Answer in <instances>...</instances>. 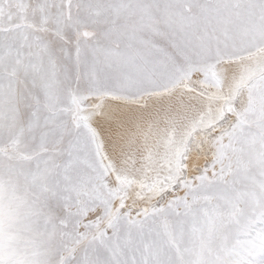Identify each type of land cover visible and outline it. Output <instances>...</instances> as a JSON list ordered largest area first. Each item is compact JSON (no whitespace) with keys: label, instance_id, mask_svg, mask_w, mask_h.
I'll return each mask as SVG.
<instances>
[{"label":"rangeland","instance_id":"rangeland-1","mask_svg":"<svg viewBox=\"0 0 264 264\" xmlns=\"http://www.w3.org/2000/svg\"><path fill=\"white\" fill-rule=\"evenodd\" d=\"M207 5L221 7L217 11ZM259 5L260 0H0V99L8 97L5 107L13 111L0 117L4 218L0 261L75 264L89 247L108 255L103 239L113 236V225L119 228L123 244L138 213L172 195L182 196L177 181L197 175L215 158L217 145L212 137L217 129L202 134L201 143L188 151L181 149L178 138L191 121L183 126L179 123L182 127L174 122L160 161L152 153L141 156L143 161L139 156L126 160L122 155V162L121 157L115 160L102 149V142L117 141L116 133L122 129L110 116L102 118L110 113L109 106H145L154 98L179 91L206 98L209 105L217 102L223 108L218 126L235 128L238 136L231 147L225 141V150L219 153L231 164L225 171V183L208 186L194 209L196 222L172 242L171 254L183 264H205L217 254L223 256L220 237L229 221L249 217L255 221L264 211V45L241 59L260 61L261 75L244 90L239 85L242 92L233 99L229 94L234 80L226 71L237 61L226 60L225 53L213 51L200 67L175 62L168 55L158 59L156 54L166 51L162 39L183 46L187 37L199 44L207 38L211 45H223L236 53L246 51L249 47L244 41L264 39V10ZM236 9L244 13L237 22V33L233 24ZM20 65H32V75L48 77L45 88L34 84L41 94L24 92L28 75L21 73ZM86 65H94L95 70L86 75ZM156 73L160 74L156 89L135 90L147 88ZM222 74L230 75L231 82L224 83ZM27 114L45 119V128L36 131L39 135L26 122ZM238 120L241 127H236ZM172 129L180 132L175 134ZM34 139L42 140L40 147L32 148ZM212 175L210 170L208 176ZM173 184L176 193L170 191ZM255 235L253 231L236 238L251 247L246 242ZM137 245L140 238L133 230L124 256L140 259L143 246L137 251Z\"/></svg>","mask_w":264,"mask_h":264},{"label":"bare ground","instance_id":"bare-ground-1","mask_svg":"<svg viewBox=\"0 0 264 264\" xmlns=\"http://www.w3.org/2000/svg\"><path fill=\"white\" fill-rule=\"evenodd\" d=\"M240 12L241 11H238L237 9H236V12H234L235 13L234 14L235 19L233 17V19H234L233 20V24L236 27L235 31L239 29V25L237 24V22L239 21L240 17L244 16V13H240ZM236 33H237V31H236ZM184 38H185V36H184ZM238 41L241 42V39L240 40L238 39ZM161 42H163L162 43L163 46H164L163 48L166 51L172 50V53L166 54L167 53L166 51H165V53H162V54L158 53V54H156V57L158 59H163V57L168 55L175 62H181L182 64L197 63L198 66H199L200 63H202L203 61L211 59V53L213 51H218V52H221V53H225L227 55L226 60L232 59L233 62L236 60L237 62H235L234 65L231 66V68H232L231 71L230 70L226 71V73L228 72V73L232 74V77H233V80H234V83L232 82L233 87L231 88V92L229 94L232 97V99H233V97L239 95L242 92V90H244L247 86H249L255 80V78H257V77H259L261 75V73H259V71L261 69L259 66H261V65H260V63H258L260 61H258L256 63V61H255L256 59L253 61L254 58L252 60H251V58L249 60L247 59L246 61L245 60H241V59L243 57H246V56L249 57V55H251L254 50L262 47L263 45L255 47V48H252V49L248 48L246 51L236 53L237 51H232L229 48L223 47V45L222 46L211 45L207 38H202L201 41H200V44H199V40H197V39H195L193 37H189V38L187 37V39L184 40V43H187V44H185L183 46H181L180 44H173L170 41H165L164 39H162ZM179 42H182V41H179ZM122 50L127 52L124 49H122ZM174 50H175L176 53H173ZM123 51H121L122 56L127 57V54H123ZM226 60H224V61H226ZM221 62H223V61H221ZM221 62H218L216 64V66H215L216 68L215 67H213V68L217 69L218 64L221 63ZM257 64H258V66H257ZM31 67H32V65L31 66L27 65L26 67L25 66L22 67L20 65V67H19L21 73H24L25 75H28L27 80H26L27 84H26V87H25L26 91H24L25 93L26 92L28 93V92H31V91L33 92L34 90L39 92L41 90L40 88L36 89L34 84L40 85L41 88L42 87L45 88L46 86H48V84L46 83L48 77L44 78V77H41V76L39 77V76H36V75L35 76L32 75L33 73H31ZM257 73H259V74H257ZM159 75L160 74H158V73L155 74V79L153 80L154 82L151 83L147 88H145V86H138L137 88H135V90L136 91H143V90L156 89L159 86V84L156 83V81L159 79ZM221 76H222L221 78H222L224 83L231 82V80H232L230 75L228 76L227 74L226 75L222 74ZM126 81H128V80H126ZM220 82H222V81H220ZM48 83H50V81ZM230 84H229V86H230ZM221 85H223V83ZM239 85H241V89H242L241 91L238 90V86ZM49 86L52 87V84L50 83ZM180 86H181V84H180ZM189 86H191V85H189ZM121 89H123V88H121ZM2 90H3V88H2V85L0 84V91H2ZM48 90H49V87H48ZM19 93H21V92H19ZM227 93H229V92H227ZM38 94H41V93L39 92ZM226 95H228V94H226ZM240 97H241V95H240ZM36 98H37V96H36ZM7 99H8V97L0 99V117L3 114H5V115L9 114L8 110L10 112L12 111L11 109L5 107ZM41 99H42V96H41ZM205 99L201 98V96L199 98V96L197 97L194 94H188V93H186L184 91H179V92L172 93L171 95H168V96L166 95V96H162V97H159V98H154L151 101H148L145 106H136V107H129V106L128 107H123V106H119V105H112V107L109 106V108H111L110 109V113H109V111H107V112L105 111L106 114L102 113L103 114L102 118H105L107 120V117H105V116H110L112 120L117 121L118 126H120L122 129L120 131H117V133H116V137L115 138H117V141H113V140L111 142L106 141L107 143L105 141H104V143L101 141L102 142V147H103L102 149L106 152L105 153L106 155L111 156V158H113L115 160H117V159L119 160V158L122 155H123V157H125L126 160L127 159L130 160V159H136L138 156H139V158H141V156L155 154L157 160L159 159V161H160V157L162 156L161 154L163 152V149L166 150L165 147L163 148V146L165 144V138L167 136V132H169V129L173 127L172 126L173 123L174 122L178 123V124L175 123V125H174L175 128L178 129L179 128L178 126L182 127L185 123H189V121H191V123L186 124L188 126L190 125L189 127H187L186 129H183V130L180 129L181 132L183 131L182 132L183 134L181 135L182 138H178L177 137L178 135L176 137L181 140L180 143H179V141H177V143L180 144L182 150H188V151L193 150L194 151L193 146H195L197 144V142H200V140H202V139H200V137L203 136L205 132H208L210 130H216L218 128V125L220 124L219 120L222 117V109L223 108L221 109V107L217 104V102L213 103L212 105H209L208 99H206V100ZM38 100H40V99H38ZM31 103H29V104L27 103V104L30 106ZM20 104H21V102H20ZM40 104H41V102L39 104L36 103V105H39V106H40ZM219 104L221 105V103H219ZM34 106L35 105H33V107ZM102 109H105V108H102ZM22 110H23V108H22ZM38 110L39 109H37L36 111H38ZM24 111H26V110H24ZM231 111L233 112V110H231ZM102 112H103V110H102ZM112 113H113V115H112ZM35 115H37V114H35ZM39 115H41V113ZM41 118L32 117L30 114L29 115L27 114V116L25 117V120L30 125H32L31 127H33L34 132H36L38 130L41 131V129L45 128V125H44L45 124V119H41ZM105 119H103V120H105ZM111 119H109L108 121H112ZM193 119L195 121L192 122ZM20 120H23V118L22 119L20 118ZM7 122H9V121H7ZM23 123L24 122H22V124ZM179 123H181L182 126L179 125ZM102 124L104 125V123H102ZM176 124L178 125L177 126L178 128L176 127ZM118 126H117V128H118ZM110 127H112V126H110ZM106 128H107V131L109 132L110 130H108V126H106ZM112 128H114V127H112ZM202 128L205 129L204 132L201 131ZM96 129H98V128L96 127ZM99 129L101 130L102 126H101V128L99 127ZM118 129H120V128H118ZM56 132L57 131L53 129L52 135H54ZM173 132H175V130H173ZM176 132H175V134H176ZM179 132H177V133H179ZM31 133L29 132L30 135H31ZM102 133H104V132L102 131ZM105 133H106V130H105ZM104 134H103V136L101 134L100 135L102 137H104ZM30 135H28V136H30ZM33 135H34V133H33ZM101 136H100V138H101ZM24 137H25V135H24ZM49 137H51V136H49ZM179 137H180V135H179ZM43 138H44V136L42 137V139ZM105 139L106 138L104 137V140ZM34 140H35V142L34 143L32 142L33 143V145H32L33 147L32 148L40 147V145L42 144V140H40V139H38L37 141H36V139H34ZM109 140H111V139H109ZM0 141H1V138H0ZM166 142L170 144L169 140L166 141ZM47 143H49V142H47ZM175 144H176V142H175ZM175 144H173V145H175ZM201 146H202V144H201ZM172 151H173V149H172ZM164 152H167V151H164ZM150 157H152V156H150ZM150 157H147V159L150 158ZM178 157L179 156H177V158ZM121 159H123V158L121 157ZM115 160H113V161H115ZM173 160H176V159H173ZM107 161H108V159H107ZM123 161H124V159L122 160V162ZM142 161H143V159H142ZM177 161H178V159H177ZM118 162L120 164V161H118ZM14 164H16V162H14ZM24 165H27V163L24 164ZM189 165H191V164H189ZM50 168H51V165H48V169H50ZM130 168L131 167H129V169ZM161 169H163V168H161ZM132 172L134 174V171H132ZM171 173H173V172H171ZM256 173H257V169H256ZM136 175H138V174H136ZM20 177H24V175H21ZM50 183L51 182H49V184ZM116 183H117L118 186L121 185L119 182H116ZM129 187H130V182H129ZM130 191H132V190H130ZM110 193H111V191H110ZM128 195H130V194H128ZM48 202H49V200H48Z\"/></svg>","mask_w":264,"mask_h":264},{"label":"snow or ice","instance_id":"snow-or-ice-1","mask_svg":"<svg viewBox=\"0 0 264 264\" xmlns=\"http://www.w3.org/2000/svg\"><path fill=\"white\" fill-rule=\"evenodd\" d=\"M259 6L264 10V0H260ZM206 7L219 11L221 6L207 5ZM243 43L249 48L258 47L264 45V39L258 41L249 39ZM217 54L219 55V52ZM94 70V65H86L85 74ZM98 90L103 91L104 88L98 86ZM261 123L264 124V121ZM241 126L242 124L238 120L236 127ZM237 136L235 128L218 126L217 135L212 137L217 145L215 158L210 164H206L200 169L197 175L177 181L180 184L179 191L184 193L182 196L172 195L166 202L158 203L151 209L145 208L138 213L139 218L130 222L131 227L123 244L119 228L113 225V236L103 239L108 255L100 254L95 247L85 248L75 264H183V261L173 258L171 254L172 242L177 240V237H182L186 227L196 222L193 212L202 194L208 190V186L216 187L225 183V171L231 168V164L226 162V159L219 153L225 150V141L231 147ZM217 168H219L218 173ZM210 170L213 173L212 177L208 176ZM170 191L172 193L178 191L175 184ZM85 227L88 226L85 225ZM2 229L3 207L0 204V231ZM133 230L140 238L143 251L140 252V259L133 256L129 260L124 256L123 249L131 245ZM253 231L256 233L255 237L246 242L251 247H245L244 243L236 238L240 234L249 236ZM220 242L221 252L224 255L217 254L215 259L209 260L205 264H264V211L259 213V218L255 221L251 217L245 220L239 218L230 220L228 225L223 228ZM140 245L136 246L137 251H139ZM0 264H5V262L0 261ZM8 264H12V262L10 261ZM63 264H70V262L64 261Z\"/></svg>","mask_w":264,"mask_h":264}]
</instances>
